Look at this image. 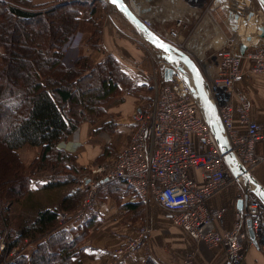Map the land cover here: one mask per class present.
<instances>
[{"label": "crops", "instance_id": "crops-1", "mask_svg": "<svg viewBox=\"0 0 264 264\" xmlns=\"http://www.w3.org/2000/svg\"><path fill=\"white\" fill-rule=\"evenodd\" d=\"M225 1L205 0L202 5H195L200 7L197 10L192 6L186 7L178 0L177 12L164 18L161 11L159 18L162 20H156L159 22L156 25L162 26L161 22L164 21L170 23L168 29L174 34L168 41L182 45L198 64L204 60V54H209L213 46L222 44L225 38L232 39L241 53L264 47V31L259 29V26L264 27L261 3L258 0H254V4L252 0ZM98 9L93 15L82 13L76 32L67 43V46H74L71 58L73 60L84 55L96 63L112 55L131 80L130 84L121 86V98L109 105L104 115L94 123L82 122L57 144V147L71 153L75 164L85 170L80 176V183L73 188L94 186L96 191L92 216L80 221L66 219L62 223L80 235L78 252L73 261L77 264H102L115 259L113 250L131 238L139 226H146L148 231L143 242L131 254L116 259L115 264H181L186 256H192L193 264H227L221 247L192 239L172 223L170 212L156 201L133 200V191L127 185L90 172L94 165L100 163L99 156L112 159L128 142L134 129V113L153 98L157 86L166 82L161 51L150 45L127 19L120 16L116 8L110 12ZM249 12L253 13V17L247 19ZM191 15H197L195 20L190 19ZM90 17L95 18L100 27L97 46L87 41L94 33V23L89 20ZM248 66L249 61L244 60V67ZM234 89L246 97L251 117L262 124L264 130V73L245 72L235 83ZM194 148H198L195 140ZM256 151L264 156V138L257 144ZM248 172L264 189V163L252 166ZM189 173L196 181L202 182L197 168L190 169ZM237 175V169L228 168L225 186L208 201L211 208L225 209L222 218L214 223L218 230L231 229L237 220L235 213L239 207L244 206L248 199L259 197L252 185L243 176L236 179ZM49 176L47 171L32 175L30 189H37L39 184L49 180ZM13 208L15 206H11V210ZM3 215L0 203V232L5 223ZM28 245L27 239H24L13 250L27 251ZM239 264H264V216L255 243L247 246Z\"/></svg>", "mask_w": 264, "mask_h": 264}, {"label": "trees", "instance_id": "trees-1", "mask_svg": "<svg viewBox=\"0 0 264 264\" xmlns=\"http://www.w3.org/2000/svg\"><path fill=\"white\" fill-rule=\"evenodd\" d=\"M96 9L83 0L46 4L0 0V149L19 161V147H40L30 165L17 161L24 169L21 172L8 168V163L0 168V187L11 173L14 187L9 188L8 197L15 206L19 231L7 234L0 264H77L73 257L80 235L62 224L66 220L59 223V215L79 204L84 189L73 186L85 170L57 144L82 122L94 123L104 115L121 98V86L131 80L112 55L96 63L84 55L70 65L62 60L82 13L93 15ZM89 20L94 23V33L87 41L96 45L99 23L92 17ZM102 160L103 155L98 157V162ZM36 169L51 173L47 182L31 190L30 177ZM14 201L24 208L19 210ZM3 220L7 223L9 218L3 215ZM24 239L29 244L27 251H16L15 262L9 263L8 253Z\"/></svg>", "mask_w": 264, "mask_h": 264}, {"label": "built area", "instance_id": "built-area-1", "mask_svg": "<svg viewBox=\"0 0 264 264\" xmlns=\"http://www.w3.org/2000/svg\"><path fill=\"white\" fill-rule=\"evenodd\" d=\"M137 14L151 28V22ZM155 33L168 40L174 31L161 27ZM73 49V45H68L64 53L71 58ZM161 59L164 67L170 66L169 61ZM244 60L249 61L247 68ZM63 62L67 64L68 59L64 57ZM198 65L207 84L206 91L216 107L217 122L226 144L224 151L207 122V110L197 92L176 71L171 80L157 86L153 98L134 113V129L128 142L114 158L96 164L90 172L127 185L133 191V200L156 201L170 212L172 223L192 239L221 247L227 264H239L247 246L253 242L246 220L251 219L252 229L257 232L264 216V202L259 197L248 199L236 211L234 226L218 230L214 223L222 218L225 209L211 208L208 201L225 186L227 169H235L226 159L227 153L247 171L264 163V156L256 151L257 144L264 138L263 126L251 117L246 97L234 89L245 72L264 73V47L241 53L232 39L225 38L222 44L213 46L209 54H204V60ZM194 140L198 144L196 149ZM193 168L199 170L201 183L190 175ZM240 176L238 173L236 179ZM95 203L94 186L85 187L79 204L72 211L61 212L59 222L92 216ZM147 231L146 226H139L131 238L113 250L115 259L102 264H115L116 259L134 252ZM7 234V229L0 232V253ZM15 253L13 249L8 253L9 263L15 262ZM181 264H193L192 256L184 257Z\"/></svg>", "mask_w": 264, "mask_h": 264}, {"label": "water", "instance_id": "water-1", "mask_svg": "<svg viewBox=\"0 0 264 264\" xmlns=\"http://www.w3.org/2000/svg\"><path fill=\"white\" fill-rule=\"evenodd\" d=\"M112 3V0H108ZM262 5V10L264 12V0H258ZM113 4V3H112ZM118 10H120L126 19L134 26V28L146 39L150 45L154 46L151 42L152 37L149 36V33L154 34L155 37H159L163 42L170 46V50L168 52L161 51V57L167 59L168 56L172 57L170 62V66H165L163 69L164 80L169 81L171 80L173 74L178 71L183 78V80L190 84L195 91L197 92L201 102L204 104L205 109L207 110V122L210 125L213 134L220 145L221 149L224 151L226 148L225 141L221 135V129L217 122L216 117V107L210 100V97L206 91L207 84L204 80V76L200 69V66L190 57V55L182 50L180 47L174 45L173 43L169 42L168 40L163 39L158 34H156L149 26H147L140 16L124 1L118 0L116 4H113ZM253 15L252 12L247 14V18H251ZM259 29L264 31L263 26H259ZM156 47V46H154ZM157 48V47H156ZM198 74V75H197ZM226 159L230 161L234 168L237 169V172L243 176L251 185L254 191L258 194L259 198L264 202V189L258 184V182L252 177V175L244 168L241 164L237 162V160L229 153L226 154ZM239 200V206H240ZM241 207V206H240ZM247 224V231L249 237L255 243L256 241V234L257 232L252 229L251 226V219L246 220Z\"/></svg>", "mask_w": 264, "mask_h": 264}, {"label": "rangeland", "instance_id": "rangeland-1", "mask_svg": "<svg viewBox=\"0 0 264 264\" xmlns=\"http://www.w3.org/2000/svg\"><path fill=\"white\" fill-rule=\"evenodd\" d=\"M26 1H28L31 4H38V3H40V4L45 3L46 4V3H50V2H54V1L57 2V1H62V0H26ZM83 1L86 2L87 4L91 5V6L95 5L97 8L99 7L98 10L103 9L104 11H107V12L113 11L114 10L113 8H116V7H114V5L109 6L108 3H110V2L108 0H83ZM124 1L135 12L140 13L143 17H145L148 21H150L151 27L154 29V31H155V29L157 30V29L161 28L163 25H164L163 27H165L166 29L170 28V26H171L170 23H168L166 21L161 22L162 26H158L159 28L156 25V22L159 23L156 20H158L161 11H163L162 14H163L164 18L170 17L169 15L172 12L169 11V7H168L169 5L167 4V1H169V0H160V1L159 0L158 1L157 0H124ZM179 1L184 3V5L186 7H188V6L195 7V5H202L205 0H179ZM176 2L178 5V0ZM252 2L254 4V0H252ZM165 4H167V5H165ZM165 7L167 9H164ZM195 9L198 10V9H200V7H195ZM86 10H88V9H86ZM116 10H118V9L116 8ZM117 12L120 14V16L123 19L124 18L126 19V17L124 16V14L120 10H118ZM194 13H197V15L199 16L197 11H195ZM176 16H177V14H176ZM196 16L191 15L190 19L195 20ZM173 44L180 47L182 50H184L186 52V49L183 48L181 45H178L176 43H173ZM64 57L68 59L67 64L70 65V62H72V58H70V55L64 53ZM64 57H63V59H64ZM16 151H17L19 161L17 159H15L12 154L11 155L9 154V156H7L6 155L7 152L0 149V168L1 169L2 168L4 169L6 167V164L8 163V166H7L8 168H14L15 167V168H18L20 170L19 172H21V170H24V169L21 168L17 164V161L19 163L21 162L22 165H24L25 167L28 164L30 165L38 157V155L40 153V147L32 146V145H23V146L19 147ZM4 155H6V156H4ZM104 160H107V159L103 158L102 161H104ZM41 171H47L49 174L51 173V171H49V170H41ZM38 172H40V171H38L36 169L34 174H36ZM19 174H21V173H19ZM10 175H11V173L7 174L5 176V179L3 178V180H2L3 186L0 187V189H1V191H0V203L2 204L4 215H6L9 218L8 222L4 223L3 228L1 230L3 231L4 229H7L8 234L10 232L16 234L19 231L17 230L18 227L15 225V222H14L15 209L13 208V210H11L12 205H11V201H9L10 198L8 197L9 188H11L12 186L14 187V185H13L14 183L10 182ZM79 183H80V181H79ZM7 187H8V189H7ZM17 188L21 189V185L20 184L17 185ZM5 189H6V192H5ZM13 203L15 205L18 204V202H16V201H14ZM18 205L20 206L19 210L24 208V205H20V204H18ZM16 216H17V214H16Z\"/></svg>", "mask_w": 264, "mask_h": 264}, {"label": "snow or ice", "instance_id": "snow-or-ice-1", "mask_svg": "<svg viewBox=\"0 0 264 264\" xmlns=\"http://www.w3.org/2000/svg\"><path fill=\"white\" fill-rule=\"evenodd\" d=\"M117 2H118V0H112L113 4H116ZM149 36L152 37L151 42L153 43L154 46H156L157 48H159L160 50H162L165 53L170 50V46L167 45L165 42H163L159 37H155L154 34H152V33H149ZM167 59L169 61H171L172 57L168 56Z\"/></svg>", "mask_w": 264, "mask_h": 264}, {"label": "bare ground", "instance_id": "bare-ground-1", "mask_svg": "<svg viewBox=\"0 0 264 264\" xmlns=\"http://www.w3.org/2000/svg\"><path fill=\"white\" fill-rule=\"evenodd\" d=\"M158 1V0H157ZM160 1V0H159ZM156 3V2H155ZM167 4L169 5L168 7H169V9L170 10H174L175 12H177L176 11V8L178 7V5H177V2H176V0H169V1H167ZM167 4H165V5H167ZM179 4H180V2H179ZM180 7V6H179ZM183 8V7H182ZM185 8V7H184ZM164 9H167L166 7L164 8ZM169 12V11H168ZM167 12V13H168ZM184 12V11H183ZM178 13H180V11L178 12ZM175 14V13H174ZM182 14V13H181ZM169 17V16H168ZM217 30V29H216ZM205 33V32H204ZM193 35V34H192ZM190 37V36H189ZM191 38V37H190ZM190 40V39H189ZM188 41V40H187ZM195 44V43H194ZM198 46V45H197ZM196 47V46H195ZM198 50V49H197ZM201 52V51H200Z\"/></svg>", "mask_w": 264, "mask_h": 264}]
</instances>
